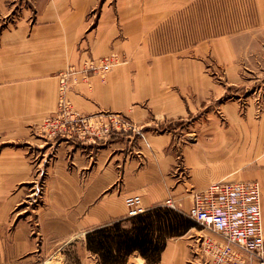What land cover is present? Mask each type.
<instances>
[{
  "label": "crops",
  "instance_id": "crops-1",
  "mask_svg": "<svg viewBox=\"0 0 264 264\" xmlns=\"http://www.w3.org/2000/svg\"><path fill=\"white\" fill-rule=\"evenodd\" d=\"M250 1L260 27L253 24L239 32L236 28L213 39L212 52L227 66L233 84L241 79L235 63L242 35L253 45L256 34L264 33V0ZM188 2L103 0L96 39L88 34L81 54L65 66H79L89 57L110 52L125 60L128 49L142 47L125 36V19H134L133 25L148 24L151 16L174 12ZM94 4L95 0H0V134L7 144L0 149V264H30L31 257L62 259L61 249L73 242H78L77 256L87 259L84 264H100L86 248L85 232L127 218L126 196L140 195L145 210L171 198L175 209L186 215L187 187L202 188L217 180L260 183L264 234V105L256 110L254 93H236L238 98L216 106L228 121L219 122L214 114L203 124L192 120L197 129L183 133L191 127L187 121L208 107L205 101L229 94L218 93L221 88L207 80L202 42L195 45L197 58L165 56L148 64L147 53L141 56L139 72L133 67L138 58L134 53L133 65H124L125 60L104 78L92 74L89 86L79 82L68 91L79 112H121L140 134L124 133L97 143L35 135V124L55 109V75L68 61L64 55L72 49L69 40L86 30L84 18ZM146 65L152 68L144 70ZM170 85L176 90L167 91ZM209 87L217 93H207ZM239 101L245 103L243 108ZM243 109L245 115H240ZM37 192L41 198L30 212L28 205L21 207L27 195ZM192 228L167 237L158 262L148 263L133 252L119 264H131L132 258L136 264H183L189 245L185 236Z\"/></svg>",
  "mask_w": 264,
  "mask_h": 264
},
{
  "label": "rangeland",
  "instance_id": "rangeland-1",
  "mask_svg": "<svg viewBox=\"0 0 264 264\" xmlns=\"http://www.w3.org/2000/svg\"><path fill=\"white\" fill-rule=\"evenodd\" d=\"M107 1L111 4H113L114 2V0ZM102 2L103 0H95L94 6L89 9L84 18V25L86 24L87 27L86 30L82 33H79L78 35L76 34L77 36L75 35V38L69 40L72 42V49L68 54L64 55V58L66 57L68 61L63 63L62 68H65V65L69 61H74L76 59V56H79L81 54L82 50L80 48L85 46V41L83 40L86 39L88 34H92L91 38H94L93 40L96 39L97 27L95 26L99 21ZM251 3L252 2L250 0H189L186 5L178 10H175L174 12H161V16H151L147 20L149 21L148 24L133 25L134 19L127 18L123 21V23L126 25L125 36L131 37V44H141L142 47L140 49H128V56H126V63H124V65L127 63L129 65H133L136 62L134 53L138 55V58L137 62L135 63L136 65H133V67L139 72L142 68L141 61H143L141 56L147 53L148 55H151L147 59L148 64H150L152 59L165 56H173L175 60L176 58L186 57L197 58L198 56L196 54L195 45L198 42H202V44L205 45L206 50H204L203 53L202 69L206 74L207 80L211 82V84L216 85V87L218 86L221 88L218 93L229 94H225L223 97H220L216 101H205V106L208 107L200 110L195 116L193 115V117L189 121L186 120L187 123L189 124L192 120H195L199 121L198 124H203L204 122L209 121L211 119L210 117L213 114H216L218 116L216 120H218L219 122L228 121L226 113L220 114V111H218V107L216 108V106L219 105V101H230L238 98L240 93H254V106L256 107V110H258L261 104L264 105V33L256 34L258 41L253 45L248 43L245 34L242 35L244 43L243 47L239 48V59L235 63L236 73L241 78L237 83H231L234 80L228 78L226 73L227 66H225V63L223 61L218 62L216 56L214 55L215 53L212 52L213 39L215 37L235 31L236 28L239 32L241 30H244L248 26H253V24H256L258 27H260V24H262L261 19L260 17H258L257 12L252 11ZM140 20L142 19H135V21ZM143 21L145 23V18H143ZM72 35H70V38ZM133 39H135L136 41L133 42ZM86 42H88L87 39ZM93 43L95 44L96 42ZM108 52L109 51H104L101 53L105 54ZM110 54H114L118 58L117 63L113 64L112 67L116 65L114 67L116 68L123 65V62L125 61L124 57L116 54L115 52H110L108 55ZM90 58L92 57H89V59ZM150 67L152 68L151 65H146L144 67V70L150 69ZM191 68L193 67L191 66ZM131 71L136 72V70ZM146 74H148L147 71ZM101 78H104V76ZM73 86H71L69 90H71ZM168 89L176 90L172 85L166 88L167 91ZM56 93H58V90H56ZM189 93H192V91L190 90ZM207 93L217 92L214 88L209 87ZM239 106L243 108L245 106V103H243V101H239ZM240 115H245L244 109ZM253 115L256 117V112ZM42 120L43 118L35 124V127L36 125H39ZM198 124H196V127H198ZM196 127L191 122V129L187 128L183 130V133L191 131L193 130V128L197 129ZM41 134V131L35 130L36 136ZM4 136V134H0V149L7 145H4L6 143L4 142ZM192 140L193 137L191 136L188 142ZM42 166L43 164L40 165L41 169L39 168V170L41 171L43 170ZM42 175L43 174H40L39 178L37 179L39 182ZM29 184L30 183H28L27 186ZM32 184L33 183L31 182V185ZM27 192H30L29 189ZM37 194L38 192L35 195L33 194V196L27 195L25 197L26 200H24L23 204H21V207L28 205V211L30 212V209L36 206L41 198L40 196H37ZM33 197H35L36 199H34ZM179 198L181 197L179 196ZM188 199L187 203L189 202ZM206 232L207 231L204 229L201 230V227L199 226H193V228L186 234L185 241L189 245L187 246L188 255L184 258L183 264H203L205 255L203 253L201 236ZM73 243V246L70 243L69 245H66L63 249H61V251L63 250L62 252H64L65 254V257L63 256L62 259L58 257H55L53 259L31 257L30 264H84L87 259L83 257L79 258L77 256V250L79 249L77 247L78 242ZM136 257L138 261L142 260V257H140L139 255ZM49 260L51 262H48ZM93 263L97 264V261H94ZM136 263H138L136 259L132 258L131 264Z\"/></svg>",
  "mask_w": 264,
  "mask_h": 264
},
{
  "label": "built area",
  "instance_id": "built-area-1",
  "mask_svg": "<svg viewBox=\"0 0 264 264\" xmlns=\"http://www.w3.org/2000/svg\"><path fill=\"white\" fill-rule=\"evenodd\" d=\"M117 60L116 55L110 54L60 69L56 74L55 109L34 130L48 138L88 139L92 143L129 132L140 134L125 114L107 111L83 114L68 97L71 86L77 82L89 86L92 74L103 77ZM177 168L183 170L179 165ZM186 193L189 197L186 216L207 231L201 236L203 264H264L262 187L257 180H217L202 188L187 187ZM124 204L128 217L145 211L138 194L126 196ZM164 205L177 208L171 198Z\"/></svg>",
  "mask_w": 264,
  "mask_h": 264
},
{
  "label": "trees",
  "instance_id": "trees-1",
  "mask_svg": "<svg viewBox=\"0 0 264 264\" xmlns=\"http://www.w3.org/2000/svg\"><path fill=\"white\" fill-rule=\"evenodd\" d=\"M197 224L174 208L157 205L136 215L99 225L85 232V245L100 264H119L138 252L146 262L160 259L166 238Z\"/></svg>",
  "mask_w": 264,
  "mask_h": 264
},
{
  "label": "bare ground",
  "instance_id": "bare-ground-1",
  "mask_svg": "<svg viewBox=\"0 0 264 264\" xmlns=\"http://www.w3.org/2000/svg\"><path fill=\"white\" fill-rule=\"evenodd\" d=\"M162 67V66H161ZM161 75H162V73H161ZM163 77V76H162ZM199 84V83H198ZM196 90V89H195ZM200 92V91H199ZM214 115V114H213ZM215 116V115H214ZM245 133V132H244ZM169 260V259H168Z\"/></svg>",
  "mask_w": 264,
  "mask_h": 264
}]
</instances>
